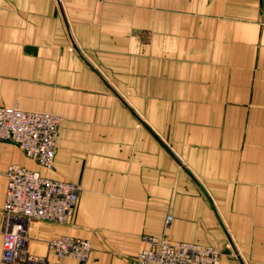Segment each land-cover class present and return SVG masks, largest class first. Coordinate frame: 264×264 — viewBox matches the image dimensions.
<instances>
[{
  "label": "crops",
  "instance_id": "0c3cea01",
  "mask_svg": "<svg viewBox=\"0 0 264 264\" xmlns=\"http://www.w3.org/2000/svg\"><path fill=\"white\" fill-rule=\"evenodd\" d=\"M0 105L60 117L51 168L0 140V254L17 163L81 186L68 222L28 223L45 264H137L146 235L264 264V2L0 0Z\"/></svg>",
  "mask_w": 264,
  "mask_h": 264
},
{
  "label": "built area",
  "instance_id": "2783aa9c",
  "mask_svg": "<svg viewBox=\"0 0 264 264\" xmlns=\"http://www.w3.org/2000/svg\"><path fill=\"white\" fill-rule=\"evenodd\" d=\"M59 115L0 105V140L15 143L23 153L44 168L53 165ZM3 232L0 264H45L44 255L28 250V223L33 220L66 223L75 211L81 186L56 179L29 167L11 163L5 170ZM171 216L168 215V223ZM145 246L135 255L137 264H218L220 252L212 245L146 235ZM57 257L88 260L87 238L60 235L46 241Z\"/></svg>",
  "mask_w": 264,
  "mask_h": 264
},
{
  "label": "rangeland",
  "instance_id": "374dc122",
  "mask_svg": "<svg viewBox=\"0 0 264 264\" xmlns=\"http://www.w3.org/2000/svg\"><path fill=\"white\" fill-rule=\"evenodd\" d=\"M199 188V187H198ZM197 188V190H198V192H200V194H201V197H204L205 198V200H210V201H212V205H215L214 207H216V203L213 201V199H212V197H211V195L210 194H208L207 193V195H204V193L200 190V189H198ZM214 210V209H213ZM216 212H217V214L219 215V212H218V209H216ZM227 231V233H228V229H227V227L225 226V232ZM224 232V233H225ZM224 235H226V234H224ZM227 238V237H226ZM219 248H218V250H219V252H220V256H222V255H224V256H226V257H228L229 259H231V260H233V261H235L236 260V255H235V253H234V251H233V249H232V246H231V243L229 242V240L228 239H224V241L222 242V244L221 245H217ZM223 256V257H224ZM221 259H220V257H219V260H218V263H219V261H220ZM237 261V260H236ZM136 262V261H135ZM220 264H222V262H220Z\"/></svg>",
  "mask_w": 264,
  "mask_h": 264
},
{
  "label": "water",
  "instance_id": "95a60500",
  "mask_svg": "<svg viewBox=\"0 0 264 264\" xmlns=\"http://www.w3.org/2000/svg\"><path fill=\"white\" fill-rule=\"evenodd\" d=\"M261 2H264V0H260Z\"/></svg>",
  "mask_w": 264,
  "mask_h": 264
},
{
  "label": "bare ground",
  "instance_id": "6f19581e",
  "mask_svg": "<svg viewBox=\"0 0 264 264\" xmlns=\"http://www.w3.org/2000/svg\"><path fill=\"white\" fill-rule=\"evenodd\" d=\"M216 248V247H215ZM219 251V250H218ZM220 257V256H219ZM219 264V263H218Z\"/></svg>",
  "mask_w": 264,
  "mask_h": 264
}]
</instances>
